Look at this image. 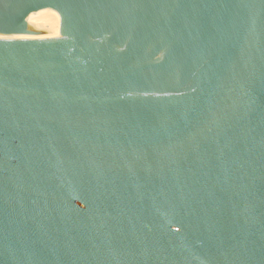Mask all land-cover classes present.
Wrapping results in <instances>:
<instances>
[{"label":"water","instance_id":"1","mask_svg":"<svg viewBox=\"0 0 264 264\" xmlns=\"http://www.w3.org/2000/svg\"><path fill=\"white\" fill-rule=\"evenodd\" d=\"M0 264H264V0H0Z\"/></svg>","mask_w":264,"mask_h":264},{"label":"bare ground","instance_id":"2","mask_svg":"<svg viewBox=\"0 0 264 264\" xmlns=\"http://www.w3.org/2000/svg\"><path fill=\"white\" fill-rule=\"evenodd\" d=\"M44 26L45 28L47 27L53 28L56 31V35L44 34L41 36H37L34 39L55 38L59 36L60 34V22L59 21H49V22H46Z\"/></svg>","mask_w":264,"mask_h":264}]
</instances>
